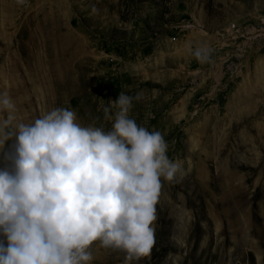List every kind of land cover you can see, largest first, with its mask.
I'll list each match as a JSON object with an SVG mask.
<instances>
[{"label": "rangeland", "instance_id": "374dc122", "mask_svg": "<svg viewBox=\"0 0 264 264\" xmlns=\"http://www.w3.org/2000/svg\"><path fill=\"white\" fill-rule=\"evenodd\" d=\"M202 44L211 63L191 54ZM4 92L18 121L68 108L105 130L108 102L139 93L130 118L191 159L162 180L155 244L133 264H264V0H0Z\"/></svg>", "mask_w": 264, "mask_h": 264}, {"label": "clouds", "instance_id": "9594fccd", "mask_svg": "<svg viewBox=\"0 0 264 264\" xmlns=\"http://www.w3.org/2000/svg\"><path fill=\"white\" fill-rule=\"evenodd\" d=\"M26 0H17L23 5ZM211 63L206 44L191 50ZM136 96L120 92L103 108L110 130L83 126L68 108H54L31 123L0 93V264H91L93 246L125 253L123 264L149 257L155 244L162 180L179 183L190 171L167 156L168 143L130 118ZM7 114L4 116V114ZM99 120V117H97Z\"/></svg>", "mask_w": 264, "mask_h": 264}]
</instances>
